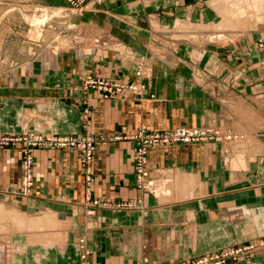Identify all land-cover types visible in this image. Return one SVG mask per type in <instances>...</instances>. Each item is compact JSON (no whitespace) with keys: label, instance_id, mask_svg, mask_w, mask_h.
Here are the masks:
<instances>
[{"label":"crops","instance_id":"1","mask_svg":"<svg viewBox=\"0 0 264 264\" xmlns=\"http://www.w3.org/2000/svg\"><path fill=\"white\" fill-rule=\"evenodd\" d=\"M208 1L92 3L71 50L2 73L0 135H87L95 145L92 183L78 151H35L28 197L17 195L20 148L0 149V264H176L264 241L262 32L221 43L209 29L192 39L193 25L221 20ZM100 38L103 46L92 44ZM140 62L141 97L107 100L84 88L90 76L133 83ZM143 127L227 138L152 148L155 195L137 187L130 138ZM231 264H264V250Z\"/></svg>","mask_w":264,"mask_h":264},{"label":"rangeland","instance_id":"2","mask_svg":"<svg viewBox=\"0 0 264 264\" xmlns=\"http://www.w3.org/2000/svg\"><path fill=\"white\" fill-rule=\"evenodd\" d=\"M219 1L220 0H212V1L209 0L208 5L212 7V9H214L218 13V16H220V19H221L220 20L221 24L219 22L218 24L214 25L215 27L213 25L206 26L202 24L201 26H199V28L202 27L201 28L202 30L214 29L215 31L214 35L208 36V40L213 41V42L219 41L221 43L222 42L230 43L236 36L238 37L239 35H244L248 32H252V31L260 32L261 31L262 34L261 36L258 37L255 43V48L257 52L260 54L258 65H259V69L262 71L261 81L264 82V24H263L264 23V13H259V12H264V11H260V10L258 11L257 9H254L255 7L247 8L248 6L247 3H249V1L247 0H228V1L222 0L220 1L222 3H220ZM239 2L240 3L242 2V5ZM231 3L234 5H232ZM91 5H89L87 8L83 10H80L72 6L70 2H68V0H0V76L2 75V73L8 72L10 70L20 69V68L27 69L26 67H29V64L33 62V60L39 59V57L43 54H44L42 56L43 60L44 62H46L45 58L47 56H49V58L52 57L53 59H55L54 55L58 51V49L71 50L72 42L70 39L80 38L79 24H83L88 21L87 17H83V15H86L85 13L90 11ZM224 5L227 7H225ZM238 9L239 11H237ZM232 11L233 12L237 11V12L233 13ZM252 13H253V16L255 17L252 16L251 18L248 15H252ZM223 15L225 16L223 17ZM243 15H245V17ZM229 16L231 17L232 21L230 20ZM233 19L235 20L233 21ZM228 22L230 23L227 24ZM224 23L227 28H225ZM229 26H231L232 29L234 30H232ZM197 28L198 26L194 25L192 26V28L189 29L192 34V39L193 37L196 38L198 36L197 34H199V32L202 31L199 28L198 29ZM179 29H182V28L179 27ZM100 40L101 38L97 39L92 44L97 43L103 46V43L102 41L100 42ZM144 67H145L144 62H140L137 68V72H136L137 78L133 83L123 84V83H118L114 81H111V82H114L124 87L121 93L123 91H129L130 93H132L133 90L131 91L129 87L133 85H138V88L143 89L145 92V85L141 83L140 81V79L144 75V69H145ZM100 80H103V79H100ZM87 81H88V77L84 80L85 89H87L86 88ZM91 90H94V89H91ZM95 91L100 92V94L102 95L101 91L99 90H95ZM144 128L147 129L151 133H162V134L164 133L165 134L168 132L176 131L181 128H188V127H179V128H176L173 130H167V131H153V130H149L146 127H143L140 130V132ZM190 129H195V128H190ZM215 131H219V130H215ZM138 134L130 138L135 143V147L133 151H134V167H135V175L137 178V187L143 191H149V193L154 192V194L156 195L159 193L158 189H154L153 187H150V183L151 181L153 182V180L151 179L150 169L148 166L149 151L152 148L157 147V146L177 145L180 143L164 144L163 142H160L158 144L150 146L147 151V163H146L147 175L144 178L140 179V175L137 172V165H136L137 144H136V141L134 140V137H136ZM84 136H87V135H84ZM223 139H225V137ZM221 140H219V142ZM213 141H216V140H213ZM198 143H205V142H198ZM190 144H194V143H190ZM94 145H95V139H94ZM41 150H50V149H41ZM62 150H65V149H62ZM79 154L81 156L80 152ZM80 161H81L82 171L87 180V176L84 171L85 169L82 165L83 164L82 157ZM92 164H93V161H92ZM91 171H92V165H91ZM93 179H94L93 174L91 172V182H89L88 180L87 182L92 183ZM19 197H23V196H19ZM12 211L13 209H11V212ZM257 244L258 242L255 243V245ZM214 254H218V253H214ZM193 259H196V258H193ZM193 259H190V260H193Z\"/></svg>","mask_w":264,"mask_h":264},{"label":"built area","instance_id":"3","mask_svg":"<svg viewBox=\"0 0 264 264\" xmlns=\"http://www.w3.org/2000/svg\"><path fill=\"white\" fill-rule=\"evenodd\" d=\"M109 0H68L70 4L77 9L83 10L91 3L101 5ZM140 75V74H139ZM87 89L101 91L105 99H114L124 89L119 84L107 80H100L95 77H88L86 82ZM132 93L141 97L144 94L143 89H139L138 85L129 87ZM85 126L89 125L91 109L84 108L82 112ZM221 132L214 129H190L181 128L168 133H151L147 129H143L134 140L136 141V165L140 179L147 175V151L150 146L163 142L190 144L198 142H207L223 139ZM227 137H225L226 139ZM16 149L20 148L22 152L21 159V183L17 193L18 196L28 197L34 187V167H35V151L41 149H73L81 153L82 165L87 176V180L91 182V165L93 161L94 139L90 136H60L56 134H44L30 129H25L21 135L9 136L0 135V149ZM264 250V241L258 242L257 245H239L234 244L218 254H210L193 260L177 263V264H231L240 259L250 260L251 256L258 251Z\"/></svg>","mask_w":264,"mask_h":264},{"label":"bare ground","instance_id":"4","mask_svg":"<svg viewBox=\"0 0 264 264\" xmlns=\"http://www.w3.org/2000/svg\"><path fill=\"white\" fill-rule=\"evenodd\" d=\"M212 1V0H211ZM220 1H222V0H220ZM219 1V2H220ZM228 1V0H227ZM226 1V2H227ZM247 1H249V3H247L248 4V6H247V8H251V7H255L254 9H257L258 11L260 10V11H264V0H247ZM220 3H222V2H220ZM229 3V2H228ZM240 3V2H239ZM238 3V4H239ZM244 3V2H243ZM224 4V3H223ZM232 4V3H231ZM230 4V5H231ZM241 5H242V2L240 3ZM226 5V4H225ZM224 5V6H225ZM232 5H234V4H232ZM241 5H239V6H241ZM245 5V4H244ZM254 5V6H253ZM97 6V5H96ZM218 6H220V5H218ZM237 6V5H236ZM225 7H227V6H225ZM212 8V7H211ZM219 8V7H218ZM221 8H223V7H221ZM235 8V7H234ZM238 8V7H237ZM240 8V7H239ZM220 9V8H219ZM257 10H255V11H257ZM220 11V10H219ZM218 11V12H219ZM229 11V10H228ZM237 11H239V9L237 10ZM237 11H235V12H237ZM249 11V10H248ZM233 12V11H232ZM235 12H233V13H235ZM251 12V11H250ZM256 13H258V12H256ZM259 13H264V12H259ZM220 14V13H219ZM237 14V13H236ZM240 14V13H239ZM257 15V14H256ZM225 15H223V17H224ZM232 16V15H231ZM244 17H245V15H243ZM248 16H250L251 18H252V16H253V13H252V15H248ZM230 17V16H229ZM247 17V16H246ZM249 17V18H250ZM253 17H255V16H253ZM240 18V17H239ZM248 18V17H247ZM241 19V18H240ZM239 19V20H240ZM257 19V18H256ZM230 20H231V17H230ZM235 19H233V21H234ZM251 20V19H250ZM258 20H259V18H258ZM232 21V20H231ZM254 21V20H253ZM261 21V20H260ZM225 22V21H224ZM245 22V21H244ZM230 22H228L227 24H229ZM258 23V22H257ZM257 23H256V25H257ZM220 24H221V22H220ZM219 24V25H220ZM238 24V23H237ZM264 24V23H263ZM177 25V28H179V27H181V28H183V24L181 23V22H179L178 24H176ZM187 25H188V23H187ZM186 25V26H187ZM222 25H223V23H222ZM231 25V24H230ZM190 26V25H189ZM194 26V25H193ZM204 26V25H203ZM224 26H225V23H224ZM236 26V25H235ZM191 27V26H190ZM215 27V26H214ZM217 27V26H216ZM231 29H232V27L231 26H229ZM228 27V28H229ZM234 27V26H233ZM187 30H188V27H185ZM198 28H199V26H198ZM197 28V29H198ZM202 28V27H201ZM201 28H199L200 30H202ZM220 28H222V27H220ZM224 28V27H223ZM225 28H227L226 26H225ZM184 29V28H183ZM204 29V28H203ZM192 30V29H191ZM195 30V29H194ZM230 30V29H229ZM232 30H234V29H232ZM222 32H224V31H222ZM141 87V86H140ZM141 89V88H140ZM201 130H203V131H206V129H201ZM217 132H221V131H217ZM221 135H223V136H225L222 132H221ZM224 138V137H223ZM153 186V183L151 182L150 183V187H152ZM19 222V225L20 226H22L23 225V222H22V220H20V221H18Z\"/></svg>","mask_w":264,"mask_h":264}]
</instances>
